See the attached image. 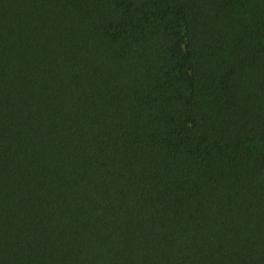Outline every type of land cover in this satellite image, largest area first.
<instances>
[{
  "label": "trees",
  "instance_id": "trees-1",
  "mask_svg": "<svg viewBox=\"0 0 264 264\" xmlns=\"http://www.w3.org/2000/svg\"><path fill=\"white\" fill-rule=\"evenodd\" d=\"M0 264H264V0H0Z\"/></svg>",
  "mask_w": 264,
  "mask_h": 264
}]
</instances>
